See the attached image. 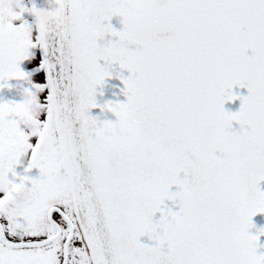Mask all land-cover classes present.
Wrapping results in <instances>:
<instances>
[{
  "label": "snow or ice",
  "instance_id": "1",
  "mask_svg": "<svg viewBox=\"0 0 264 264\" xmlns=\"http://www.w3.org/2000/svg\"><path fill=\"white\" fill-rule=\"evenodd\" d=\"M59 2L41 41L38 10L0 0V91L32 100L0 101V264H264V0ZM113 66L126 102L100 106Z\"/></svg>",
  "mask_w": 264,
  "mask_h": 264
},
{
  "label": "water",
  "instance_id": "2",
  "mask_svg": "<svg viewBox=\"0 0 264 264\" xmlns=\"http://www.w3.org/2000/svg\"><path fill=\"white\" fill-rule=\"evenodd\" d=\"M31 8L35 7L37 10H47L48 3L47 0H30ZM112 27L120 31L122 29V24L120 22L119 17H114L111 20ZM109 39H112L113 42H115L114 38L111 37H105L104 43H107ZM101 65L103 66V62H101ZM111 72V78H108L105 80L104 86L102 88L97 89V96L96 101L97 104L100 106H103L106 103H125L126 97L123 95V84L121 82V79L119 78L121 75L124 78H127L129 73L127 71L121 72L118 66H113V68L110 69ZM233 94L237 96H247V89L246 88H234ZM102 93V94H101ZM241 105V102L239 99L226 103L224 108L225 111L235 113L239 110ZM93 117H100L101 121L108 119L114 121L115 117L112 116L111 113L104 112L101 113L100 108L93 109L90 113ZM233 130L239 131V126L235 123L233 124ZM261 191H264V183L260 185ZM172 191H176L175 188L172 189ZM166 208L171 209L173 212L178 211V207H176L173 202L166 201L165 202ZM160 219V214L157 213L154 217V221H158ZM253 224L254 228L251 229V234L256 235L258 230L264 229V215H257L253 218ZM141 243L143 244H151V242L148 240L147 237L141 238ZM259 244L261 246H264V236H261L259 238Z\"/></svg>",
  "mask_w": 264,
  "mask_h": 264
},
{
  "label": "clouds",
  "instance_id": "3",
  "mask_svg": "<svg viewBox=\"0 0 264 264\" xmlns=\"http://www.w3.org/2000/svg\"><path fill=\"white\" fill-rule=\"evenodd\" d=\"M48 7L47 10H38L36 11L32 16L34 18V23L37 29H43L44 31H41L39 33V39L42 41L44 38L45 32L48 30H51L53 28L59 27L61 20L59 16V10H60V2L59 0H47ZM35 30V29H34ZM24 107L27 111L32 107V100L31 97L25 96L23 98ZM15 120L17 121L16 124H10L7 121ZM22 119V117H19L16 113H11L10 115L6 114L5 116V123L3 124V129L5 133H14L17 130L18 123ZM113 131V128L111 127V123H105L102 124L101 127H99L96 132L98 137H103L106 133H109ZM227 141H232L235 139L234 137H226ZM89 147L93 150H104L106 148V145L100 143V142H92L89 144ZM23 199V192L22 190L17 192V200L12 201L11 203L16 204L20 200ZM254 255L259 259L261 258V254L259 252L254 253Z\"/></svg>",
  "mask_w": 264,
  "mask_h": 264
},
{
  "label": "flooded vegetation",
  "instance_id": "4",
  "mask_svg": "<svg viewBox=\"0 0 264 264\" xmlns=\"http://www.w3.org/2000/svg\"><path fill=\"white\" fill-rule=\"evenodd\" d=\"M22 6L30 8L29 0H23ZM22 20L27 21L28 24L31 23L33 26L32 15H30L29 13H25L22 17ZM16 82L17 81L14 80L9 82L10 87L0 91V101H2L1 98L3 93H5L6 95V101H2V102H17L19 98L21 99L22 91L18 89V87L13 86L16 84ZM25 167H27V161H22L21 165L15 169L17 175H24ZM27 175L30 179H36L39 177V171L37 169H32L29 173H27Z\"/></svg>",
  "mask_w": 264,
  "mask_h": 264
},
{
  "label": "rangeland",
  "instance_id": "5",
  "mask_svg": "<svg viewBox=\"0 0 264 264\" xmlns=\"http://www.w3.org/2000/svg\"><path fill=\"white\" fill-rule=\"evenodd\" d=\"M23 21H24V22H27V21H25V20H23ZM27 23H28V22H27ZM19 24H20V22H15V25H16V26H19ZM29 25L32 26L31 23H29ZM32 27H33V26H32ZM21 67H22V69H24V65H22ZM24 70H26V69H24ZM14 81H16V80H14ZM9 82H11V81H9ZM13 86H14V87H18V89H20V90L22 91L21 99L19 98L18 101H17V103H18V102H21L22 99L24 98V90H25L26 88H28V84L25 83V82H23V81H17L16 84L13 85ZM1 100H2V101H6V95H5V93L2 94V98H1Z\"/></svg>",
  "mask_w": 264,
  "mask_h": 264
}]
</instances>
